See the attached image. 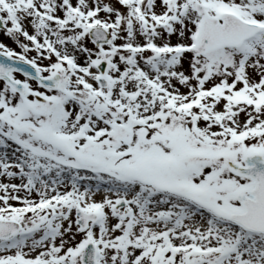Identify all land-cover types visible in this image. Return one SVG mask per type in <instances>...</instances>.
I'll use <instances>...</instances> for the list:
<instances>
[{
  "label": "snow or ice",
  "instance_id": "obj_1",
  "mask_svg": "<svg viewBox=\"0 0 264 264\" xmlns=\"http://www.w3.org/2000/svg\"><path fill=\"white\" fill-rule=\"evenodd\" d=\"M0 264H264V0H0Z\"/></svg>",
  "mask_w": 264,
  "mask_h": 264
},
{
  "label": "rangeland",
  "instance_id": "obj_2",
  "mask_svg": "<svg viewBox=\"0 0 264 264\" xmlns=\"http://www.w3.org/2000/svg\"><path fill=\"white\" fill-rule=\"evenodd\" d=\"M0 41H3L5 43H9V45L11 46L10 42L5 37H3L2 35H0Z\"/></svg>",
  "mask_w": 264,
  "mask_h": 264
}]
</instances>
